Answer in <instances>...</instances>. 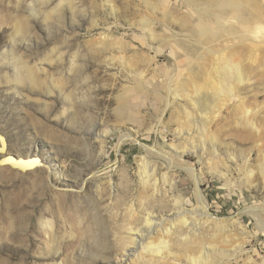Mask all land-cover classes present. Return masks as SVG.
<instances>
[{
	"label": "rangeland",
	"instance_id": "374dc122",
	"mask_svg": "<svg viewBox=\"0 0 264 264\" xmlns=\"http://www.w3.org/2000/svg\"><path fill=\"white\" fill-rule=\"evenodd\" d=\"M0 132V264H264V0H0Z\"/></svg>",
	"mask_w": 264,
	"mask_h": 264
},
{
	"label": "bare ground",
	"instance_id": "6f19581e",
	"mask_svg": "<svg viewBox=\"0 0 264 264\" xmlns=\"http://www.w3.org/2000/svg\"><path fill=\"white\" fill-rule=\"evenodd\" d=\"M254 9V8H253ZM225 65V64H224ZM238 67V66H237ZM237 67L235 68L236 70H234V72L236 71V75H237V77L235 78V76L232 74V76H234V78L236 79V82L237 83H241L242 82V75L240 74V71H241V69L239 68V69H237ZM25 69V73L27 74V76L26 75H24L25 77H27L28 79H29V82H31V83H37V80L38 79H34V77H33V73L34 72H36V70L35 71H33V70H31L30 68H28V67H24ZM229 72V71H228ZM233 71H232V73H234ZM36 74V73H35ZM228 75H230V74H228L226 71H224L222 74H221V76H222V78H223V80L224 79H226V77H228ZM14 78H15V81H16V83L17 84H21L22 83V81L24 80V76L21 74V71L20 70H17L16 69V71H15V74H14ZM234 79V80H235ZM222 80V81H223ZM230 82V81H229ZM228 83V82H227ZM35 85V84H34ZM226 85H229V84H226ZM234 92H236V90L235 89H233L232 87H230L229 88V90H227V96H228V98H231L232 96H234ZM225 98H227V97H225ZM224 99V98H223ZM230 100V99H229ZM0 135H2L1 134V132H0ZM3 136V135H2ZM4 137V136H3ZM0 146H1V143H0ZM6 148H7V143H6ZM0 154H2L3 156L2 157H11V160L9 159L8 160V162L7 163H5V164H1L2 166H4V165H6V166H8V167H10L11 169H15V170H18V171H20V172H26V171H28V170H33L34 168H36L37 167V165L39 164V160L38 159H35V158H33V159H23V158H15V157H13V156H9V155H6V149L5 150H3L2 152H0ZM2 157H0V158H2ZM12 160H14V161H17V160H19L21 163H22V165H21V163L19 162L18 164H16V166H23V167H25L23 170H19V169H17V168H14V166L12 167V166H10V164H8V163H11V164H13V162H12ZM27 160H29V162L28 163H26L25 161H27ZM198 201H199V204L200 205H202V207H203V203H202V200L200 199V196L198 195ZM130 237V236H129ZM138 237H140L139 238V241H142V239H143V236L141 235V234H139L138 235ZM131 240V242L133 243V241L134 240H132V239H134V238H130ZM128 241H129V239H128ZM129 241V242H130Z\"/></svg>",
	"mask_w": 264,
	"mask_h": 264
},
{
	"label": "water",
	"instance_id": "95a60500",
	"mask_svg": "<svg viewBox=\"0 0 264 264\" xmlns=\"http://www.w3.org/2000/svg\"><path fill=\"white\" fill-rule=\"evenodd\" d=\"M0 143H1L0 152H2L3 150L6 149V139L2 135H0ZM9 159L11 160V157H2V158H0V166H2L1 164L7 163ZM12 162H13V164H11V163H8V164H10V166H12V167L14 166V168H17L19 170H23L25 168V167L21 166L22 163L19 160H17V161L12 160ZM19 162L21 163V165L20 166H16V164H18ZM25 162L28 163L29 160H27Z\"/></svg>",
	"mask_w": 264,
	"mask_h": 264
}]
</instances>
